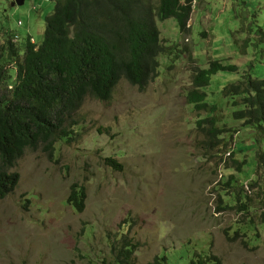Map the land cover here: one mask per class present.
Segmentation results:
<instances>
[{
	"label": "rangeland",
	"instance_id": "374dc122",
	"mask_svg": "<svg viewBox=\"0 0 264 264\" xmlns=\"http://www.w3.org/2000/svg\"><path fill=\"white\" fill-rule=\"evenodd\" d=\"M13 1L0 3L4 30L40 46L54 3ZM145 1L158 19V73L141 89L121 78L109 101L84 103L70 143L57 137L53 156L39 149L17 162L19 185L0 202V264H111L114 250L132 243L128 264L182 248L222 264H264V126L251 130L233 115L245 97L255 108L264 98V0H200L183 32L159 20L157 0ZM217 56L235 71L203 89L213 113L197 110L188 100L196 73ZM247 75V93L228 94ZM230 177L234 207L233 188L223 191ZM73 188L83 192L82 213L68 203ZM243 219L240 227H256L235 234ZM126 226L130 238L118 241Z\"/></svg>",
	"mask_w": 264,
	"mask_h": 264
},
{
	"label": "trees",
	"instance_id": "16d2710c",
	"mask_svg": "<svg viewBox=\"0 0 264 264\" xmlns=\"http://www.w3.org/2000/svg\"><path fill=\"white\" fill-rule=\"evenodd\" d=\"M199 1L157 0L156 16L160 21L173 19L183 32ZM51 2L54 3V10L46 19L44 39L40 46L32 44L30 36L15 42L16 33L7 27L5 32L3 28L5 25L0 10V202L19 185L16 164L28 151L42 149L51 157L57 137L70 138L68 143L71 142L73 129L78 123L77 114L86 101H109L121 78L141 89L154 72L158 73L160 67L156 56L162 44L155 26L158 19H153L150 1ZM247 42L250 43V40L244 42L245 46ZM220 60L217 56L206 69H199L196 73L194 89L189 93L188 100L196 104L197 110L213 113L217 105L207 104L203 89L217 74L235 71L234 65L222 64ZM248 75L241 77L238 85L227 89L228 94L247 93L254 84ZM261 102H264V98L258 104ZM244 103L246 109L236 107L234 117L249 121L246 124L251 130L263 127L264 114L257 107L258 104L255 108L250 97H245ZM246 113L247 117L243 118ZM207 121L213 122V119ZM257 141L255 138L254 143ZM109 162L110 167L120 170L114 161ZM241 164L248 165L246 161ZM238 170L243 172L241 168ZM251 175L245 174L249 179ZM237 186L238 181L230 177L223 188L224 192L233 188V193L228 194L230 207L237 205V195L234 193ZM259 193L264 194V185ZM68 203L76 212L82 213L85 205L83 192L77 188L71 189ZM225 205L223 202L224 209ZM239 210L244 212L248 207L242 206ZM242 222L248 221L243 219L238 222L235 234L245 228L252 230L256 227L253 224L240 227ZM123 224L126 225L125 222ZM117 237L118 241H127L130 238L128 226ZM136 246L132 243L123 250H114L111 264H128ZM155 264L221 262L213 256L203 259L198 250H186L182 254L175 250Z\"/></svg>",
	"mask_w": 264,
	"mask_h": 264
},
{
	"label": "clouds",
	"instance_id": "9594fccd",
	"mask_svg": "<svg viewBox=\"0 0 264 264\" xmlns=\"http://www.w3.org/2000/svg\"><path fill=\"white\" fill-rule=\"evenodd\" d=\"M13 2H14V1H13ZM19 26H21V23H19ZM16 37H18V36H16ZM16 37H15V38H16ZM31 38H32V37H31ZM18 39H19V37H18ZM18 39H17V40H18ZM33 40H34V39L32 38V39H31L32 44H34ZM14 41H15V40H14ZM212 61H213V60H212ZM257 107H258V108L262 111V113L264 114V102L259 103ZM182 249H183V250L181 251V254L184 253V252L186 251V249H184V248H182Z\"/></svg>",
	"mask_w": 264,
	"mask_h": 264
},
{
	"label": "water",
	"instance_id": "95a60500",
	"mask_svg": "<svg viewBox=\"0 0 264 264\" xmlns=\"http://www.w3.org/2000/svg\"><path fill=\"white\" fill-rule=\"evenodd\" d=\"M24 4V0H15L13 3H12V7L14 6H23Z\"/></svg>",
	"mask_w": 264,
	"mask_h": 264
},
{
	"label": "bare ground",
	"instance_id": "6f19581e",
	"mask_svg": "<svg viewBox=\"0 0 264 264\" xmlns=\"http://www.w3.org/2000/svg\"><path fill=\"white\" fill-rule=\"evenodd\" d=\"M89 103V102H88ZM93 103V102H92ZM17 257V256H16ZM221 264H222V261L220 260Z\"/></svg>",
	"mask_w": 264,
	"mask_h": 264
},
{
	"label": "built area",
	"instance_id": "2783aa9c",
	"mask_svg": "<svg viewBox=\"0 0 264 264\" xmlns=\"http://www.w3.org/2000/svg\"><path fill=\"white\" fill-rule=\"evenodd\" d=\"M18 39V37L15 38V41Z\"/></svg>",
	"mask_w": 264,
	"mask_h": 264
}]
</instances>
